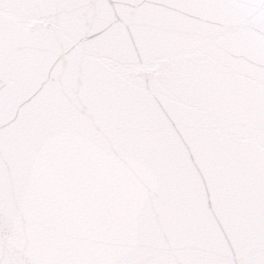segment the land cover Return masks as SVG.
Segmentation results:
<instances>
[{
	"label": "snow or ice",
	"instance_id": "obj_1",
	"mask_svg": "<svg viewBox=\"0 0 264 264\" xmlns=\"http://www.w3.org/2000/svg\"><path fill=\"white\" fill-rule=\"evenodd\" d=\"M0 264H264V0H0Z\"/></svg>",
	"mask_w": 264,
	"mask_h": 264
},
{
	"label": "water",
	"instance_id": "obj_2",
	"mask_svg": "<svg viewBox=\"0 0 264 264\" xmlns=\"http://www.w3.org/2000/svg\"><path fill=\"white\" fill-rule=\"evenodd\" d=\"M256 10L255 9H249L247 10V15L252 18L254 15H256ZM223 13H216V12H207L201 14V21L206 24L208 27H212L215 23L221 21L223 19ZM240 63L245 64L247 71L253 72L255 69L252 68L251 65H248L246 61H240ZM21 116L20 113L17 114V119H19ZM231 225L226 226V230L231 229ZM240 227H243L242 225ZM237 247H243V242L239 239V236L237 238V241L235 242Z\"/></svg>",
	"mask_w": 264,
	"mask_h": 264
}]
</instances>
